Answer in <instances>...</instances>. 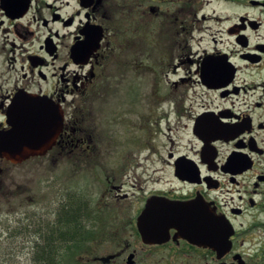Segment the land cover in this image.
Here are the masks:
<instances>
[{
    "label": "flooded vegetation",
    "instance_id": "flooded-vegetation-1",
    "mask_svg": "<svg viewBox=\"0 0 264 264\" xmlns=\"http://www.w3.org/2000/svg\"><path fill=\"white\" fill-rule=\"evenodd\" d=\"M212 1L221 0H0V25L8 23L14 39L26 41L35 32H46L37 47H26L19 55L26 84L16 85L0 101V131L9 128L7 106L17 93L46 97L62 113L61 130L46 154L20 164L0 157V191L6 188L2 187L6 166L31 159L55 162L59 184L64 172L69 174V181H64L69 186L61 184L69 192L52 208V215L58 228L66 219L72 224L49 235V211L40 210L42 229L30 260L264 264L262 242L259 249L255 242L243 249V237L264 230V100L254 102V108L248 103L244 109L236 105L241 93L246 96L256 88L264 97V0H246L245 9L232 11L226 19L208 10ZM144 34H154L159 42L156 74L168 80L170 98L168 111L159 117L167 125L168 148L164 144L152 149L151 179L145 177L152 171L138 173L146 180L142 182L153 186L125 180L130 172H138L132 163L141 166L132 154L118 156L122 164L117 171L107 167L113 145L109 130L100 122L86 127L87 120H93V109L78 108L73 99L91 96L102 81L123 80L129 70L138 77L136 58ZM17 48L15 41H9V62L16 61ZM254 73L262 77L259 83L251 80ZM241 74L250 80L241 83ZM46 164L44 170H51L52 165ZM81 171L95 178L105 174L104 194L110 204L83 200L89 192L86 182L81 180L82 187L78 180L71 182L72 175ZM187 206L205 210L212 235L220 241L224 226L221 234L219 221L224 224L226 219L233 230L229 248L217 251L191 241L179 226L188 217ZM249 214L251 224L238 223ZM24 216L32 220L31 213ZM10 235L36 236L29 228ZM39 241L47 243L40 258ZM50 241L60 249L48 252Z\"/></svg>",
    "mask_w": 264,
    "mask_h": 264
},
{
    "label": "rangeland",
    "instance_id": "rangeland-1",
    "mask_svg": "<svg viewBox=\"0 0 264 264\" xmlns=\"http://www.w3.org/2000/svg\"><path fill=\"white\" fill-rule=\"evenodd\" d=\"M244 1L246 0L212 1L208 6V10H216V15L226 19V17L232 16V11L245 9ZM4 25H0V51L2 53L0 56V101L4 100L7 93L11 92L16 85L26 84L21 77L20 67L22 61L19 55L26 47L31 49L37 47L46 33L42 35L35 32L32 38L26 41L19 40L14 39L12 33H10L9 28H7L8 23L6 24L7 26ZM32 28L36 30L33 26ZM9 41H15L16 45L19 46L15 50V62H9L7 58L10 56ZM142 44V54L140 52L138 58H136V61L140 64L138 69L140 75L138 77H134L132 75L133 72L129 70L123 80L102 81L91 96L84 99H73L78 104V108L80 105L82 106L81 109H93V120L88 119L86 127L100 122L103 124V129L109 130L106 133L109 137H112L113 145L109 150L112 153V158L107 167L109 166L112 170L117 171L122 164V159H119L118 156L124 155L125 157L126 154H132L139 160L138 162L141 166L136 167L138 163H132L131 165H134L133 169L135 171L138 169V172H130L129 178L126 177L125 180L128 184L153 186L154 184L144 182L146 181L145 178L151 179L153 177L152 169L155 167L151 165L150 161L154 159V156L149 157L153 152L152 149H158L160 145L164 146V144L165 148H168L165 135L167 125L164 120L159 121V117H162L163 113L168 111L170 107L169 82L163 76L157 78L155 63L160 47L159 42L154 39V34H144ZM4 47L5 50H2ZM11 57H14V55ZM249 73L252 72L250 71L247 74ZM250 77L251 80H255L257 83L262 78L256 73ZM250 77L242 75L241 83L245 79L247 81L248 79L250 80ZM32 88L37 89L36 87ZM45 88H47L46 85L43 86V89ZM247 94L246 96L243 93L240 94L236 104L237 107L244 109L246 107L245 104L248 103L254 108V102L261 99L264 100V97H260L262 93L259 88H256L255 91L250 90ZM70 99L68 97V100ZM256 112L257 114L261 113L260 110H256ZM102 162L104 164V160ZM40 163L42 164L40 165ZM46 163L52 165L51 170L48 169L49 167L47 168L48 170H44L47 166ZM55 165V162H49L48 159L41 158L31 159L18 166H6L9 169L3 177L2 184V187L6 188L0 191V264H40L39 261L34 262L33 258L30 260L31 257H34L36 250L34 245L37 243L36 240L39 239V235L36 234H40L42 229L40 224L43 221L38 216L39 212H41L40 210L46 209V211H49L50 219H48L47 223L49 235H56L59 230L65 229L63 225L59 228L54 225L56 216L52 215L54 211L52 208L58 202L64 200L65 197L62 196L69 192V190L64 188L69 186L66 183L69 181V174L67 171L64 172L63 179L66 182L62 181L63 187L58 183V169ZM141 170L152 172L148 177L141 178L138 176ZM83 171L85 173L84 169ZM83 171L71 177V182L78 180L80 187H82L83 183L81 180H83L87 184L84 187H89L88 195L83 200L110 204L111 201L104 194L105 174L103 172L101 174L98 173L95 178L89 173L83 174ZM9 191H11V194ZM12 203L15 204L13 207ZM25 212L32 214V220L26 219L24 216ZM252 216L249 214L239 218L238 223L242 222L246 227L251 224ZM51 225H54L53 229L50 227ZM28 228L31 234L33 236L36 235L34 237L38 238L30 235L28 239L23 235L7 236L16 232L18 234L25 233ZM243 239V249L250 248L253 242L257 243L256 249H259L261 242L264 244V230L257 232L256 235L252 234L248 237H243ZM43 243L44 241L38 242V250L41 251ZM52 246L54 247L53 249H60V247H57L60 246L57 242H53ZM68 259L70 260V258H64L63 261Z\"/></svg>",
    "mask_w": 264,
    "mask_h": 264
},
{
    "label": "water",
    "instance_id": "water-1",
    "mask_svg": "<svg viewBox=\"0 0 264 264\" xmlns=\"http://www.w3.org/2000/svg\"><path fill=\"white\" fill-rule=\"evenodd\" d=\"M9 129L0 131V157L20 163L30 157L44 155L56 142L62 126L59 105L46 97L17 93L7 108ZM185 233L195 243L215 250L229 248L233 230L225 219L219 221L221 234L224 226V241L213 237V224L204 209L184 207Z\"/></svg>",
    "mask_w": 264,
    "mask_h": 264
},
{
    "label": "trees",
    "instance_id": "trees-1",
    "mask_svg": "<svg viewBox=\"0 0 264 264\" xmlns=\"http://www.w3.org/2000/svg\"><path fill=\"white\" fill-rule=\"evenodd\" d=\"M68 224H69V225H68ZM70 224H72V220L69 221V220L66 219V221H63V225H64L65 227H69V226H71ZM263 227H264V225H263ZM48 241H49V240H48ZM60 241H61V240H60ZM48 243H49V244H48V252H49V251L52 252V251H53V250H52V249H53V248H52V243H53V242L50 241V242H48ZM46 244H47V243H46ZM46 249H47V248H46ZM41 253H42V250H41V251L38 250V256H39V258H40V256H41ZM39 258H38V259H39ZM43 260H44L43 258H42V259H39V262L41 263Z\"/></svg>",
    "mask_w": 264,
    "mask_h": 264
}]
</instances>
